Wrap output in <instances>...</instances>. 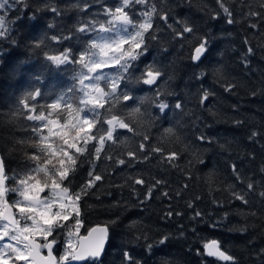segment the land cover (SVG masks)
<instances>
[{
  "label": "trees",
  "instance_id": "obj_1",
  "mask_svg": "<svg viewBox=\"0 0 264 264\" xmlns=\"http://www.w3.org/2000/svg\"><path fill=\"white\" fill-rule=\"evenodd\" d=\"M120 2L24 0L27 7L2 10L6 34L0 37V155L6 199L13 196L10 184L36 164H45L72 197L80 193L81 232L105 225L107 240L98 259L79 264H122L125 251L142 264H264V0H224L232 24L226 23L217 0H151L158 14L150 32L157 39L148 40L146 57L133 62L130 79L121 80L118 61L106 67L110 77L121 81L118 92L133 99L109 98L96 116H89L98 121L92 130L96 136L106 135L103 121L112 117L125 120L128 128H118L99 157L92 140L52 170L42 163L39 127L32 117H65L76 89L73 75L80 53L99 26L109 22L104 8L115 10ZM143 8L126 9L134 23L142 22ZM252 12L261 15H249ZM164 14L174 28L187 24L194 31L185 33L186 40L175 38L173 29L159 19ZM92 23L97 31H78ZM253 23L257 27H251ZM52 36L71 38L57 43ZM203 38L210 39L209 50L194 63L190 53ZM66 48L72 50L73 62L57 67L45 59ZM150 62L161 72L157 83L149 87L133 82ZM99 85L113 90L112 80ZM202 89L211 93L203 105ZM59 96L63 101L53 105ZM158 99L170 105L163 114L156 107ZM177 102L182 109L175 108ZM26 104L36 110L29 112ZM253 131L259 135L250 140ZM201 135L208 139L201 140ZM73 168L65 180L63 174ZM90 172L102 179L87 188ZM135 179L145 183L137 185ZM157 180L162 183L149 195ZM250 182L253 191L247 188ZM240 192L247 194V204L234 198ZM62 232V227L54 229L50 239L59 240ZM165 236L166 243L159 244ZM210 239L233 260L205 255L202 246ZM148 244L153 245L151 251Z\"/></svg>",
  "mask_w": 264,
  "mask_h": 264
},
{
  "label": "snow or ice",
  "instance_id": "obj_2",
  "mask_svg": "<svg viewBox=\"0 0 264 264\" xmlns=\"http://www.w3.org/2000/svg\"><path fill=\"white\" fill-rule=\"evenodd\" d=\"M217 3L220 9L226 14V23L232 24L234 23V19L232 18L233 14L228 7L225 6L224 0H217ZM19 4H24L25 7L27 5L24 3V0H15V3H11L10 0H0V10H5L7 7H14ZM134 5H142L144 6L143 10L140 12V16L143 17L142 22L136 24L130 19L129 13L126 9ZM52 11L57 12V9L53 8ZM104 13L111 17L109 22L104 25H100L97 31L96 23L86 24L78 29L81 33H88L97 31V36L95 39L91 41L87 48L81 53L79 57V62H81L83 67L88 68L92 71V74L89 75L88 80L94 81L95 84H99L101 80L107 82L108 80L113 81V90L111 92L107 91L105 88L99 86V92L97 93L95 84H90L89 87L91 88V97L90 99H85L83 104L85 107L83 109H79L81 112L84 109L87 111L92 112L94 116L98 114L97 109L104 108L105 104L109 103V98L113 99H122L124 102L132 100L133 97L128 94L127 92H118V86L121 81H118L116 76H109L102 72L104 66L111 65L112 61H118L117 65L118 69L120 70L119 74L121 80L130 79L129 72L131 69L135 67L133 62L139 60L141 57H146L149 46L148 40H156L157 37L152 35L150 30L154 29L153 25V16L158 14L157 8L155 5L151 4V0H121L120 4L112 10L108 7L104 8ZM252 16H259L261 13H249ZM31 18V17H30ZM217 17H213L215 19ZM159 19L164 21L167 27L173 29V35L177 39H184L186 40L187 37L185 33H192L194 29L187 24H184L182 29H176L173 25L168 24V15H160ZM5 15L0 14V37L6 34V24ZM131 25L134 29L133 32H129L127 35H121L122 32L126 31L128 26ZM52 27V25H49ZM251 27H257L255 23L251 25ZM107 32H114L116 34L117 39L113 40L110 37H105L99 35L100 33H107ZM146 34H148L146 36ZM70 36H52L51 39L57 43L62 42L63 40L70 39ZM43 41L37 43L36 46L40 47ZM103 45L102 51L100 52H93V49L101 48ZM210 47V39L203 38L201 39L198 44H196L193 48V51L190 53V59L192 62H199L208 52ZM249 54L253 52V49H248ZM72 57V50L70 48L64 49L59 54H46L45 59L51 64L59 67L61 65H66L68 63L73 62L71 59ZM77 63V61H75ZM161 72L159 68L156 67L154 62L147 63L145 65L144 70L141 72L139 77H136L133 82L135 83H142L146 86H153L157 83L158 78L160 77ZM203 75V74H201ZM230 88H226V91H229ZM202 98L200 103L203 105L210 97L211 93L208 90L202 89ZM94 93V95H93ZM88 94H86L87 96ZM142 99V98H141ZM91 107H88V105ZM156 107L158 108L160 113H165V111L170 107L169 103L165 99H158L156 101ZM183 105L180 102L175 104L176 109H182ZM139 109V107H137ZM25 109L29 112H33L36 109L31 104H26ZM79 119L85 121V124L88 130L85 132L84 127L81 128V140L84 144H88L90 141L95 140L97 142L96 148V155L97 157L100 156V153L103 149V146L106 141H111L114 139V133L117 129H127L128 124L125 120H121L117 117H113L111 120L103 121V123L107 124L106 128V135L105 136H96L93 134V128H95L97 124V119H89L87 116H80ZM237 124L240 122L237 121ZM131 131V129H128ZM259 135L258 132L253 131L249 139L254 140ZM147 140L148 137H145ZM201 140L208 139L204 135H201ZM141 148H144L145 145L141 144ZM78 150H83L78 148ZM133 153H129V156H133ZM174 155V154H173ZM126 162L121 159L119 160L120 165H124ZM4 162L0 160V168H4ZM234 172L237 174L239 178V170L234 166ZM74 171L70 169L66 171L64 175V179L66 180L70 173ZM264 171V169H262ZM90 177H93L87 182L86 187L91 188L97 181H100L102 177L100 175H95L94 173H89ZM145 181L143 179H135V184H144ZM162 181L157 180L156 184L153 187L149 188L148 194L150 195L153 189L158 186ZM249 191H253L255 189V185L253 183H248L247 186ZM85 189H81V192H84ZM167 195V193H164ZM264 197V192L260 194ZM7 196V191L4 193V199ZM81 198L80 193H78L72 200L69 205L70 211L67 214L62 212L53 213L50 215L49 219L45 221V225L37 230H33V226L24 225L20 226L17 221L12 220L11 227L9 225L4 224L2 229H0V241H3L5 238L9 241L8 243L0 244V264H17L18 261H23V264H29L30 258L34 261L35 257L38 256L39 250L41 248L48 249V257L46 264H66L68 260L79 261L87 258H94L98 259L104 247V240L107 237V229H94L93 231H98L101 233V236L94 242L90 248L88 249L86 255L84 252H76L72 250V243L71 240L67 241V246L65 248V252L61 255L58 260L56 257L53 256V249L54 246L57 244L55 238L49 239L53 237L54 229L58 227H66L63 225L62 221H68L69 217L74 213L76 217V225L77 227L80 224V220L78 219L80 215V209L77 205V201ZM234 198L236 200L242 201L244 204L248 203L247 194L244 192L235 193ZM22 203V202H17ZM191 206V205H190ZM168 215H172L171 212ZM179 215V213H177ZM196 216H200V212L195 213ZM9 231L15 232V235H10ZM243 231V230H242ZM39 235L43 238V243L38 244L36 242L35 237ZM69 237H71V231L68 233ZM168 237L165 236L163 239L158 241L159 244L166 243ZM14 242V243H13ZM153 247L152 244H148L147 250L151 251ZM205 252L208 256H215L224 261H231L233 258L225 252L221 251L219 248V243L216 240H212L208 243L204 244ZM264 252V249L261 250ZM122 264H142L141 261L137 260L129 251H125L123 254V261Z\"/></svg>",
  "mask_w": 264,
  "mask_h": 264
},
{
  "label": "rangeland",
  "instance_id": "obj_3",
  "mask_svg": "<svg viewBox=\"0 0 264 264\" xmlns=\"http://www.w3.org/2000/svg\"><path fill=\"white\" fill-rule=\"evenodd\" d=\"M0 14H2V10H0ZM110 19L111 17L109 20ZM133 31V28L128 27L126 31L121 33V35H127L129 32ZM99 35L110 37L113 40L117 39L114 32L100 33ZM96 36L97 33H94L89 38L88 45L96 38ZM102 48L103 45L101 48H96L92 51L100 52L102 51ZM92 71H94V68L90 71L88 68L83 67L81 62H78L73 75L76 89L75 92L73 91L72 94H70L73 100L71 105L68 106V111L64 118L58 119L57 117L54 118L50 115H38L32 117L39 127V144L42 147L41 154L43 156V159H40L42 160V163H49L51 165V170L54 166L63 164V162H65L64 160L73 159L78 154V148H80V145L84 144L80 139L82 134L81 128L84 127L85 132L88 128L85 121L79 119V117L87 116L89 118L92 112L87 111V109L80 112L79 109H83V107H85L83 101H85V99H90L91 97L92 93L89 85L95 84V82L88 80V76L92 74ZM102 72L105 74L108 73L105 66L103 67ZM95 86L98 93L100 85L95 84ZM86 94L88 95L86 96ZM61 101H63V99L59 96L53 105H58ZM88 107H91V105L89 104ZM41 129H43V131L40 132ZM28 170L29 171L26 175L20 179H15L14 182L10 184L13 188V196L9 202L13 206L17 222L20 226H33V230L35 231L45 225V221L49 219L51 214L57 212L67 214V212L71 210L69 205L74 197L61 187L58 178L48 170L45 164H36ZM9 188L11 189V187ZM4 190L8 191L5 186L0 187V212L3 202L5 201ZM73 215L75 214L73 213ZM75 221L76 217L74 216L72 221L67 222L66 227H62L63 232L61 238L59 240L56 239L57 244L54 246V249H57L56 255L58 258L64 254L68 240H71L73 250L77 235L81 233L80 224L77 227ZM63 222L64 221L61 223L63 224ZM4 224L8 225L0 218V229H2ZM9 227L11 226L9 225ZM70 231L72 233L71 237L68 235ZM9 234L15 235V232L9 231ZM35 238L38 239L41 244L44 242L43 238L39 235ZM8 242L7 238H5L3 241H0V244ZM17 264H23V261H18Z\"/></svg>",
  "mask_w": 264,
  "mask_h": 264
},
{
  "label": "water",
  "instance_id": "obj_4",
  "mask_svg": "<svg viewBox=\"0 0 264 264\" xmlns=\"http://www.w3.org/2000/svg\"><path fill=\"white\" fill-rule=\"evenodd\" d=\"M111 119H113V118H111ZM111 119H109V120H111ZM0 160H2L1 156H0ZM3 172H4V169L0 168V185H2L3 181H4ZM0 217L3 220H5L6 222H8L9 224H11L12 220H15V217H14V214H13V208L7 201L4 202V206H3V208H2V210L0 212ZM94 229H107V228H106L105 225H100V224H94V225L90 226L85 231V233L80 234L77 237V243H76L75 248L73 249L74 251H76V252H84L85 255H86V253H87L88 249L90 248V246L94 242H96L97 239L101 236V233L98 232V231H93ZM106 240H107V237L104 240V245H105ZM212 240H215V239L207 240L205 243H208V242H210ZM36 242L38 243L37 240H36ZM220 250L222 251L221 248H220ZM203 251L206 254L205 249H204V245H203ZM45 252L46 253L44 255L39 252L38 256L35 257L34 261L32 260V258H30L31 259L30 264H46L47 257H48V249L47 248H45ZM53 256L55 257L54 254H53ZM213 257H215V256H213ZM85 259H87V257ZM85 259L79 260V261L68 260L66 262V264H77V263H80V262L84 261ZM222 261H224V260H222Z\"/></svg>",
  "mask_w": 264,
  "mask_h": 264
}]
</instances>
